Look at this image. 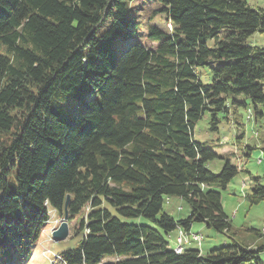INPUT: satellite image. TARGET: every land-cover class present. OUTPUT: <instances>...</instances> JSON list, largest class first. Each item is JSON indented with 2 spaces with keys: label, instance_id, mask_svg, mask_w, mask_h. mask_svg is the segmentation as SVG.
<instances>
[{
  "label": "trees",
  "instance_id": "1",
  "mask_svg": "<svg viewBox=\"0 0 264 264\" xmlns=\"http://www.w3.org/2000/svg\"><path fill=\"white\" fill-rule=\"evenodd\" d=\"M135 1L0 0V264L27 263L65 204L81 241L63 264L261 263L264 247L176 253L165 236L194 224L230 234L212 187L225 191L238 170L210 171L221 157L192 133L205 113L213 131L220 118L238 123L239 109L254 124L264 116V48L248 44L264 33V9L152 0L170 30L150 28L151 48L135 39ZM61 98L83 105L74 118ZM167 197L187 204L186 219L163 211ZM243 198L263 202L264 185Z\"/></svg>",
  "mask_w": 264,
  "mask_h": 264
},
{
  "label": "rangeland",
  "instance_id": "2",
  "mask_svg": "<svg viewBox=\"0 0 264 264\" xmlns=\"http://www.w3.org/2000/svg\"><path fill=\"white\" fill-rule=\"evenodd\" d=\"M254 9H264V0H245ZM160 5L152 0H136L132 4V9L128 16L134 17L138 29L135 39L142 40L147 47L153 48L155 44L147 41V32L150 28H157L163 32L170 30V25L166 23L163 14L159 13ZM248 44L264 48V33H255L248 39ZM200 78L203 82L210 81V74L206 69H199ZM62 99V98H61ZM62 109L68 119L74 118L83 107L78 100L62 99ZM260 108V107H259ZM262 113V108L259 109ZM238 123L231 120L226 122L220 118L217 131L211 130L209 124V114L196 122L193 128L194 141L202 144L206 149H210L221 159H213L209 164V169L213 173H219L223 164L229 162L238 170L236 176L229 182L225 191L217 187H212L213 191L221 194V206L224 215L230 224V234L216 233L212 229L206 228L202 224H194L191 227V234H198L202 237L200 245L197 243L185 244L183 249H191L201 254H206L222 246L237 243L245 245L249 250H256L264 247V238H258L254 231L264 230V201L258 205L249 206L244 200V194L254 188L256 181L259 185H264V157L261 148L264 147V116L257 118V123H252L251 115L244 109L238 110ZM250 118L248 119V117ZM247 119V120H246ZM241 170V171H240ZM163 211L175 220L187 218L189 208L184 201L175 197L165 198ZM126 223L149 225L143 219H123ZM51 222L57 227L61 222L60 215L52 212ZM74 221L71 223L73 226ZM178 228L165 236L169 247L174 249L177 246ZM190 235L186 237L190 238ZM81 241V235H71L64 240L57 242L46 240L42 234L38 245L33 249L32 259L22 264H50V260L56 255L69 249H75ZM260 264H264V250L258 253ZM114 258H105L104 262L114 261Z\"/></svg>",
  "mask_w": 264,
  "mask_h": 264
},
{
  "label": "water",
  "instance_id": "3",
  "mask_svg": "<svg viewBox=\"0 0 264 264\" xmlns=\"http://www.w3.org/2000/svg\"><path fill=\"white\" fill-rule=\"evenodd\" d=\"M68 199L69 197L66 198V203ZM51 236L55 240H64L68 236V214H67L66 204L64 207L62 222L60 223L58 228L52 232Z\"/></svg>",
  "mask_w": 264,
  "mask_h": 264
},
{
  "label": "bare ground",
  "instance_id": "4",
  "mask_svg": "<svg viewBox=\"0 0 264 264\" xmlns=\"http://www.w3.org/2000/svg\"><path fill=\"white\" fill-rule=\"evenodd\" d=\"M264 229V228H263ZM178 233H179V239H178V241H177V243H178V246H177V248L175 249V252L176 253H180V252H182V240H183V238H184V232H183V230L181 229V228H178ZM262 233H263V235H264V230L262 231ZM189 234V233H188ZM190 240H192V242H195V243H197L198 245H200V242H201V240H202V237L200 236V235H198V234H191V236H190V238H189ZM188 240V239H187Z\"/></svg>",
  "mask_w": 264,
  "mask_h": 264
},
{
  "label": "crops",
  "instance_id": "5",
  "mask_svg": "<svg viewBox=\"0 0 264 264\" xmlns=\"http://www.w3.org/2000/svg\"><path fill=\"white\" fill-rule=\"evenodd\" d=\"M256 123H257V121H256ZM191 227H192V226H191ZM190 230H191V229H190ZM190 230L188 231V233L191 232ZM183 232H184V231H183ZM188 233H187V235H189ZM176 239H177V241H178V239H179V235H178V238L176 237ZM187 239H188V240H187ZM183 240H184L185 243L187 242V243H186L187 245H189V243H194V242H192V241L189 239V237L187 238L186 235H184ZM183 240H182V242H183ZM37 245H38V244H36L35 247H36ZM184 250H191V249H186V248H184Z\"/></svg>",
  "mask_w": 264,
  "mask_h": 264
}]
</instances>
